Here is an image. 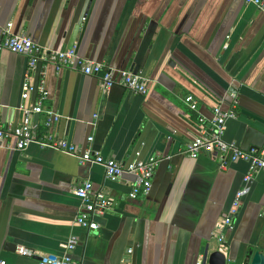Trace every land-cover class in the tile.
Listing matches in <instances>:
<instances>
[{"label":"crops","instance_id":"obj_1","mask_svg":"<svg viewBox=\"0 0 264 264\" xmlns=\"http://www.w3.org/2000/svg\"><path fill=\"white\" fill-rule=\"evenodd\" d=\"M85 3L0 0V42L11 23L12 33L45 49H74L88 61L143 74L147 94L103 90L96 77L39 66L30 84L37 89L43 80V109L61 119L48 128L44 114L33 115L34 132L124 164L160 163L149 193L131 200V176L109 181L102 167L61 152L0 146V260L38 264L43 255L63 256L72 238L77 264H205L215 252L226 264H246L251 251L264 254V172L245 183L249 166L242 161L222 169L213 156L185 154L208 128L200 118L210 121L216 107L233 109L232 92L236 118L223 140L245 152L264 150V9L244 0H92L75 32ZM27 71L26 57L0 51L5 127L19 126L22 109L38 98L37 92L21 98ZM84 182L113 200L94 218L97 230L75 222L81 203L74 191ZM245 188L227 227L224 217ZM19 247L33 256H18Z\"/></svg>","mask_w":264,"mask_h":264},{"label":"built area","instance_id":"obj_2","mask_svg":"<svg viewBox=\"0 0 264 264\" xmlns=\"http://www.w3.org/2000/svg\"><path fill=\"white\" fill-rule=\"evenodd\" d=\"M244 2L246 5H253L260 10L264 9V0H244ZM1 34L0 51L4 50L21 55L28 60V71L25 75L21 94L22 100H28L29 96L35 92H37L38 98L34 104L22 109L24 118L19 126L10 128L0 123V146L5 145L14 151H24L30 145H37L42 149L61 152L75 158L82 165L89 164L102 167L105 178L109 181H116L122 179L124 176H131L133 178L129 193L131 200L137 199L139 194H148L160 160L156 158H150L147 161L136 159L128 164H124L123 162L112 159H105L99 153L92 152L88 149L85 152H81L65 141H55L52 137L39 138L35 134V127L31 123V117L33 115L44 114L47 117L46 126L48 128L58 122L61 116L44 111L43 101L47 98L44 82L41 80L36 89L30 84V75L35 73L39 66L45 68L47 65H51L57 71L67 69L86 76L96 77L99 79L100 86L103 90L119 86L134 95L141 96L147 94L148 79L141 73L110 68L104 64L83 59L77 55L74 49L65 51L45 49L33 43L24 34L12 33L11 23L2 28ZM230 98L233 103L232 108L234 109L237 106L236 93L232 92ZM184 103L190 111L197 112V103L192 97H186ZM233 109L225 111L221 107H216L213 110V116L210 121L206 122L204 118H200V123L202 125L207 123L208 128L206 130L203 129L201 134L188 144L185 154L192 159L197 158L201 154L213 156L218 160L219 167L222 169L232 163L242 161L249 166V172L244 178L245 183H249L255 174L261 171L264 172V150H250L245 152L240 150L234 143H227L223 140L227 122L236 118V113ZM9 139L13 141L11 147L6 143ZM91 141L92 138H89L88 142ZM247 191L248 189L245 188L236 194L229 213L224 217L225 226H231L239 203ZM74 195L81 203L80 212L75 220L76 224L86 229L97 230L98 225L95 223L94 218L103 216L107 210H110L113 206V200L100 194H93L92 185L89 182L81 184L74 191ZM76 243V239H70L65 246L63 256L43 255L39 258L38 264H77L70 256ZM15 253L23 257L33 256L31 251L22 247L16 248ZM0 264L8 263L0 260Z\"/></svg>","mask_w":264,"mask_h":264},{"label":"water","instance_id":"obj_3","mask_svg":"<svg viewBox=\"0 0 264 264\" xmlns=\"http://www.w3.org/2000/svg\"><path fill=\"white\" fill-rule=\"evenodd\" d=\"M92 0H86L85 8L83 10V13L81 14V18L79 20V24L77 29H75V32L79 29V26L81 25L82 20L84 19L85 15L88 12V9L91 5ZM72 46V45H71ZM206 261L208 264H226L225 257L220 253H212L210 256L204 257V262L206 264ZM246 264H264V254L260 250H256L254 252L251 251L247 258Z\"/></svg>","mask_w":264,"mask_h":264}]
</instances>
